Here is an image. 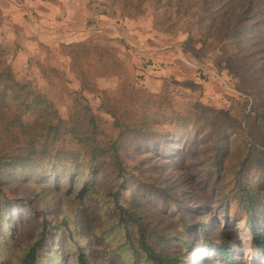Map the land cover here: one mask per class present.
Listing matches in <instances>:
<instances>
[{
	"label": "rangeland",
	"instance_id": "1",
	"mask_svg": "<svg viewBox=\"0 0 264 264\" xmlns=\"http://www.w3.org/2000/svg\"><path fill=\"white\" fill-rule=\"evenodd\" d=\"M167 4L0 0L5 62L19 83L53 102L60 117L67 124L76 123L81 135L96 125L101 143H113L124 132L121 152L131 175L122 193L128 198L131 192L142 191L151 208L162 191L167 193L169 203L161 199L159 204L168 218L160 226L172 239L168 246L164 242L167 252L185 258L186 264H228L213 249L227 244L239 264H264L252 238V229L264 228V164L255 156L240 166L251 143L253 99L223 54L201 49V35L196 31L190 35L188 19ZM117 118L132 128L121 129ZM70 139L67 136L62 145L73 149ZM78 156L80 165L86 166L88 154L80 151ZM45 164L44 172L58 171L62 175L57 182H67L69 167ZM106 167L103 172L110 171ZM83 172L88 173L81 168L75 177L74 193L60 190L56 196L47 189L54 177L44 179L48 182L33 174L7 177L4 190L12 203L28 202L36 210L12 209L7 226L15 231L11 246L19 253H5L9 243H4L0 264H13V258L34 242L42 218L52 226L65 218L76 227V222L92 220L87 239L81 230L78 237L98 251L95 264H131L132 256L111 252L120 248L121 237L104 233L117 217L111 199L100 194L91 201L81 195L87 175ZM238 179L254 190L258 208L252 221L235 200L242 195ZM50 241L41 264H49L50 258L55 259L53 264H76L77 247L68 232L56 229ZM139 264L146 263L141 259Z\"/></svg>",
	"mask_w": 264,
	"mask_h": 264
},
{
	"label": "trees",
	"instance_id": "2",
	"mask_svg": "<svg viewBox=\"0 0 264 264\" xmlns=\"http://www.w3.org/2000/svg\"><path fill=\"white\" fill-rule=\"evenodd\" d=\"M156 1L161 3L163 0ZM166 1L167 5L176 8L179 16L188 19L189 28L186 31L190 35L195 31L201 35V49H217L234 67L237 72L234 73L243 79V87L248 89L253 104L249 112V122L252 123L249 134L251 143L245 148L240 166L245 167L255 156L264 164V0ZM4 57L5 50L0 45V254L3 253V244L6 242L9 246L6 245L5 253L18 252L11 246L16 237L15 231L7 226V221L12 217V209L22 208L29 212L36 210L28 202L12 203L14 199L4 190L7 177L33 174L39 181L44 182H48L45 178L54 177L53 183L48 182V191L54 195L61 190L68 195L76 191L75 177L84 168L88 173L83 172L87 175L82 178L84 184L80 188L81 195L87 196L91 201L101 195L111 199L117 214L113 228L104 230L107 235L115 233L121 237L120 248L111 251L112 253L132 256L129 260L131 264H139L141 259L146 264H186L185 258L181 259L177 254L165 250L164 242L168 246L172 239L169 238V232L160 226L161 221L168 218L159 208V204L161 199L162 202L169 203L170 197L167 193L162 191L161 199L153 200L152 205L155 208L145 203L142 191H133L128 198L122 193L131 175L125 155L121 152L124 132H120V136L113 143H101L96 125L89 128L85 135H81L82 130L75 126L76 123L67 124L60 117L53 102L15 79ZM115 122L123 130L132 128L129 123L120 124L118 118ZM91 124L93 125V121ZM67 136L71 138L70 143H74L73 149L62 145ZM80 151L89 156L86 166L78 162ZM63 156L67 157L65 161L61 159ZM45 162L48 168L69 167L64 175L67 182L63 185L57 182V178L62 175L58 171L49 174L44 172L45 167L42 166ZM216 162L219 163V158ZM104 166H110V171L103 172ZM240 172L243 175L247 173ZM107 179H111V182H106ZM238 181V189L242 195L235 197V200L247 212L250 221L258 208L253 197L254 190L244 187L240 179ZM97 185L100 188L95 191ZM107 190L110 192H106ZM67 201L78 203L68 197ZM18 215L23 218V212ZM70 221L64 218L61 223L52 226L48 218H42L38 223L42 224V229L37 232L34 242L13 258V264H41L45 260L44 255L48 253V245H51V234L56 229L68 232L69 238L74 241L77 247L76 264H95L99 257L98 251L86 247L78 237L81 232L82 238L87 239L92 220L87 219L86 225L76 222L78 227L71 225ZM250 226L254 227L252 223ZM79 230L81 231L78 233ZM252 230L258 257H264V228ZM75 236L79 241L74 240ZM176 239L181 242L183 237ZM126 248L127 250H123ZM213 249L228 264H239V260L232 257L234 250L229 245L222 244ZM48 260L49 264H53L55 259Z\"/></svg>",
	"mask_w": 264,
	"mask_h": 264
}]
</instances>
